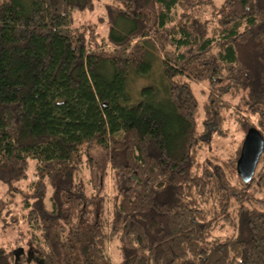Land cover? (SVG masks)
I'll list each match as a JSON object with an SVG mask.
<instances>
[{"label":"trees","instance_id":"trees-1","mask_svg":"<svg viewBox=\"0 0 264 264\" xmlns=\"http://www.w3.org/2000/svg\"><path fill=\"white\" fill-rule=\"evenodd\" d=\"M99 1L0 2V184L28 227L0 264H264V153L238 170L264 0H107L105 36L74 25ZM228 122L242 143L204 155Z\"/></svg>","mask_w":264,"mask_h":264},{"label":"rangeland","instance_id":"rangeland-1","mask_svg":"<svg viewBox=\"0 0 264 264\" xmlns=\"http://www.w3.org/2000/svg\"><path fill=\"white\" fill-rule=\"evenodd\" d=\"M1 1L2 0H0V2ZM106 2L107 0L99 1L96 7L92 10L77 11L74 14V25H93L96 29H98V32L101 34V36H105L108 30ZM223 2L224 0H215V5L221 6ZM159 73V67L156 66V71L153 72V75L151 77L154 78L156 75H159ZM141 82L142 80H138V82L135 84V87L140 85ZM256 125H258L257 122ZM227 126L230 127L232 135L227 138H219L214 140V142L210 144L209 147H206L203 152L204 155H207L209 153H221L227 156L239 147L245 137L244 129L239 126L236 122H228ZM101 171L102 169L99 168L98 172ZM34 180V173L31 172L30 178L23 182L22 188H24V190L26 191L30 190L32 187V181ZM108 185L111 186L110 177L108 179ZM49 191H51V189ZM111 192L112 191L110 188V193ZM23 205L24 203L23 201H21V196H7L6 186L0 184V245L9 247L17 245L20 248H26L25 242L27 241L28 227L27 223L24 222V218L22 216L24 213H26L23 208ZM14 216H18L20 221L18 224L15 225L11 223V220Z\"/></svg>","mask_w":264,"mask_h":264},{"label":"water","instance_id":"water-1","mask_svg":"<svg viewBox=\"0 0 264 264\" xmlns=\"http://www.w3.org/2000/svg\"><path fill=\"white\" fill-rule=\"evenodd\" d=\"M264 153V136L259 129H251L243 142L238 170L245 181H250Z\"/></svg>","mask_w":264,"mask_h":264}]
</instances>
